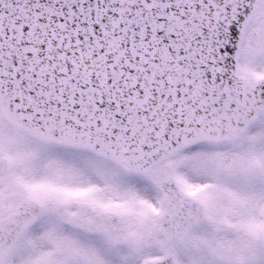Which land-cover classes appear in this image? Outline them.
<instances>
[{
  "label": "snow or ice",
  "instance_id": "1",
  "mask_svg": "<svg viewBox=\"0 0 264 264\" xmlns=\"http://www.w3.org/2000/svg\"><path fill=\"white\" fill-rule=\"evenodd\" d=\"M0 264H264V0H0Z\"/></svg>",
  "mask_w": 264,
  "mask_h": 264
}]
</instances>
